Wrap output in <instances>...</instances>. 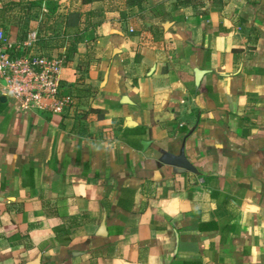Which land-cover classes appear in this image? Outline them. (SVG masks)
<instances>
[{
	"label": "crops",
	"instance_id": "obj_1",
	"mask_svg": "<svg viewBox=\"0 0 264 264\" xmlns=\"http://www.w3.org/2000/svg\"><path fill=\"white\" fill-rule=\"evenodd\" d=\"M127 2L0 0L72 98L24 112L0 76V264H264V0Z\"/></svg>",
	"mask_w": 264,
	"mask_h": 264
},
{
	"label": "built area",
	"instance_id": "obj_2",
	"mask_svg": "<svg viewBox=\"0 0 264 264\" xmlns=\"http://www.w3.org/2000/svg\"><path fill=\"white\" fill-rule=\"evenodd\" d=\"M64 65L63 56L19 55L7 45L6 34L0 30V76L7 81L22 111L39 109L60 114L71 105L72 98L64 93L60 81Z\"/></svg>",
	"mask_w": 264,
	"mask_h": 264
},
{
	"label": "trees",
	"instance_id": "obj_3",
	"mask_svg": "<svg viewBox=\"0 0 264 264\" xmlns=\"http://www.w3.org/2000/svg\"><path fill=\"white\" fill-rule=\"evenodd\" d=\"M143 1L144 0H128L127 4H128V6L141 5L143 3ZM205 1L206 0H173V6H174V9H179L182 7L199 8V7H202L204 5ZM31 3H32L31 4L32 6H39V7L43 6L42 1H33ZM158 6H163V4H160ZM45 8L49 14H54V13H56V11L58 9V3L54 2V1H46L45 2ZM28 17H29V15H27L25 13V15L23 16V20H24V27L29 29V25L27 24V22H28L27 18ZM39 18H40V16H39ZM41 21L43 23L44 19ZM24 37H26V36H24ZM76 51H77V49L75 48V46H73L72 48H69L68 54L66 55V59L69 60L70 58H72V56L76 53Z\"/></svg>",
	"mask_w": 264,
	"mask_h": 264
},
{
	"label": "rangeland",
	"instance_id": "obj_4",
	"mask_svg": "<svg viewBox=\"0 0 264 264\" xmlns=\"http://www.w3.org/2000/svg\"><path fill=\"white\" fill-rule=\"evenodd\" d=\"M24 4V7L25 8H27V11H24L27 15H29V17L27 18V24L29 25V29H30V27H31V29H32V27H35L36 29H37V27H39V25H41L42 24V21L41 20H43V19H45L44 18V15L42 16L41 15V12H39V10H37V9H35L34 8V6H32V5H29V4H32L31 2H24L23 3ZM34 9V10H33ZM33 10V11H32ZM39 16H40V18H39ZM55 21V20H54ZM41 22V23H40ZM63 22H61V23H55L54 25L55 26H58V30H60V24H62ZM37 27H36V26ZM61 32H63L62 30H60V33H57V32H55L54 33V38H56V36H61L60 34H61ZM27 34H28V32H26L25 33V35H26V37H28L27 36ZM46 36H47V32H45L44 33ZM31 37V36H30ZM28 54H29V51L27 52Z\"/></svg>",
	"mask_w": 264,
	"mask_h": 264
},
{
	"label": "water",
	"instance_id": "obj_5",
	"mask_svg": "<svg viewBox=\"0 0 264 264\" xmlns=\"http://www.w3.org/2000/svg\"><path fill=\"white\" fill-rule=\"evenodd\" d=\"M203 72L197 74V79L199 80ZM147 142H144V144ZM168 164H174L178 167L180 171L188 170V171H194L193 166L187 161L185 155L182 153L180 156L176 158H169L165 161ZM40 260H37L36 263H39Z\"/></svg>",
	"mask_w": 264,
	"mask_h": 264
}]
</instances>
